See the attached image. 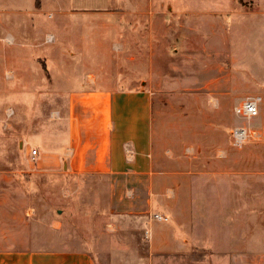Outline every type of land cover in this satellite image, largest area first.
<instances>
[{
  "label": "crops",
  "instance_id": "0c3cea01",
  "mask_svg": "<svg viewBox=\"0 0 264 264\" xmlns=\"http://www.w3.org/2000/svg\"><path fill=\"white\" fill-rule=\"evenodd\" d=\"M165 3L174 4V0ZM184 3L200 4L199 0L195 4L191 0ZM198 9L180 13L186 41L194 31V21L204 16L202 8ZM88 16L93 19L99 16L101 27L107 28L110 23L106 19H111L113 13ZM120 16L140 21L137 51L150 53L152 65L132 67L126 62L124 71L114 81L110 80L104 61L97 67L91 63L80 67L73 59L75 54L80 57L78 34L69 30H58L65 39L48 33L39 43L32 39L40 28L0 38L12 44L6 55L8 77L6 81L4 76L0 77L7 90L0 89V95L4 96L0 98L35 94L38 98L67 100L62 111H38L34 116H29V111H6L8 136L17 138L21 145L32 131H43L42 124L48 118L55 122L56 131L51 136L54 150L40 152L36 148L42 171H30L31 147H28L22 167L0 175V264H100L103 252L114 243V235L104 225L121 229L118 222L109 220L116 216L135 218L142 230L151 229L150 241L142 239L150 256H187L197 249L233 245L228 249L232 257L251 256L253 264H263L264 223L258 219L263 209L249 203L213 211V207L197 204V182L223 173L210 170L206 159L157 155L153 88L148 84H154V78L159 77L155 62L169 29L176 28L171 23L165 26V20L172 17L163 11ZM144 27L149 29L146 31L149 35ZM47 42L51 44L46 50ZM101 43L99 40L96 45L98 52L103 51ZM127 46L126 37L121 56ZM130 59L138 61V55ZM143 68L147 71H141ZM55 76L62 78L60 82H56ZM2 116L0 113V119ZM128 148L132 155L128 154ZM191 164H199V168L193 170ZM38 173L42 175L40 180L36 179ZM47 175L60 180L70 178L79 185L48 188ZM82 182L88 187L82 186ZM51 196L58 197L61 204L49 202ZM80 196L87 197L89 234H81V223L71 216L67 205ZM155 213L169 220L152 219ZM99 221L103 226H95Z\"/></svg>",
  "mask_w": 264,
  "mask_h": 264
},
{
  "label": "rangeland",
  "instance_id": "374dc122",
  "mask_svg": "<svg viewBox=\"0 0 264 264\" xmlns=\"http://www.w3.org/2000/svg\"><path fill=\"white\" fill-rule=\"evenodd\" d=\"M40 1L0 0V38L40 28L41 31L32 39V42L39 43L48 33L65 39L58 30H69L71 34H78L81 48L80 57L76 58L75 54L73 59L80 63L81 68L84 63L97 67L99 62H106L108 76L113 81L124 71L126 62L132 67L152 65L150 53L137 51L140 21L120 15L142 11L169 12L172 19L165 20V26L171 23L176 28L169 29L166 39H162L165 45L160 44L159 59L155 62L159 77L154 78V84H148L149 88H153V130L157 155L188 156L197 161L199 158L206 159L210 170L223 175H209L208 179L197 182L196 203L213 207V211H225L231 205L243 207L250 203L263 209L258 219L264 223V0H199L198 5H185L186 0H174V4L165 3L168 0ZM197 1L191 0V3ZM200 7L204 16L194 21L189 43L185 40L180 13L189 8L199 10ZM108 12L113 16L106 19L110 23L107 28L101 27L99 16L94 19L88 16ZM176 12L179 13L177 19L174 18ZM79 13L81 15L77 16ZM144 29L149 35L150 32H146L149 29ZM126 37L127 51L121 56V45ZM99 40L103 50L100 52L96 50ZM146 41L145 38L144 47ZM49 43L45 44L46 50ZM0 47V77L4 76L6 81V55L12 44L0 39ZM136 55L138 61L130 59ZM56 79L60 82L62 78ZM1 81L0 89L6 91V83ZM0 96L4 97L3 94ZM253 96L262 97L259 116L250 125L247 124L256 134L242 147H236L233 144V129L244 126L246 121L235 114V108ZM66 103L67 100L38 98L35 94L0 98V113L3 114L0 119V175L19 170L21 163L26 161L28 147L31 151L38 148L40 152L55 149V141L51 139L56 131L54 121L48 118L42 124L43 131H32L21 145L17 138L8 136L6 111H29L28 115L34 116L38 111H62ZM39 156L34 157L30 153V171H42L37 162ZM192 166L193 170L199 168V164ZM38 174L34 175L40 180L42 175ZM54 176H45L46 181L43 182L48 188L79 185L78 181L72 182L70 178L60 180ZM82 183V186L88 187V184ZM80 197H75L73 204L67 205L71 216L74 215V219H79L81 223V234H89L91 219L87 212V197ZM48 198L53 204H61L56 196ZM109 220L118 222L121 229L114 230L115 227L104 225L114 235V243L103 252L100 264H253L251 256L232 257L234 255L228 249L233 245L197 249L187 256H150L147 243L142 241L146 235L139 220L119 216ZM95 226H103L102 221Z\"/></svg>",
  "mask_w": 264,
  "mask_h": 264
},
{
  "label": "built area",
  "instance_id": "2783aa9c",
  "mask_svg": "<svg viewBox=\"0 0 264 264\" xmlns=\"http://www.w3.org/2000/svg\"><path fill=\"white\" fill-rule=\"evenodd\" d=\"M262 103V97L260 96H253L247 98L245 101L240 103L235 108V114L243 119L245 122L244 126H237L233 129V144L236 147H242L251 137L252 135L256 134V132H253L247 124L250 125V122L260 114V105ZM128 154L132 155L133 151L129 148L127 149ZM31 154L34 157H38L40 155L39 151L34 149L31 151ZM152 219H155L157 221H168L169 218L162 214H153L151 215ZM151 229L147 228L145 230L146 239L150 241L151 239Z\"/></svg>",
  "mask_w": 264,
  "mask_h": 264
}]
</instances>
